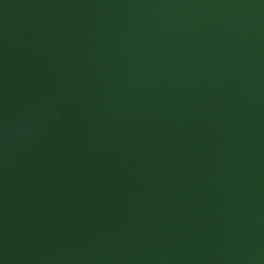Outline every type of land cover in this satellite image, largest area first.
<instances>
[{
    "label": "water",
    "instance_id": "1",
    "mask_svg": "<svg viewBox=\"0 0 264 264\" xmlns=\"http://www.w3.org/2000/svg\"><path fill=\"white\" fill-rule=\"evenodd\" d=\"M0 264H264V0H0Z\"/></svg>",
    "mask_w": 264,
    "mask_h": 264
}]
</instances>
